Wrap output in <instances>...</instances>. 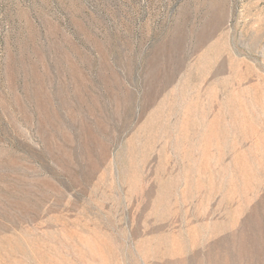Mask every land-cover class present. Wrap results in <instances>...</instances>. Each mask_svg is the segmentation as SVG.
Returning <instances> with one entry per match:
<instances>
[{"label": "rangeland", "instance_id": "374dc122", "mask_svg": "<svg viewBox=\"0 0 264 264\" xmlns=\"http://www.w3.org/2000/svg\"><path fill=\"white\" fill-rule=\"evenodd\" d=\"M0 264H264V0H0Z\"/></svg>", "mask_w": 264, "mask_h": 264}]
</instances>
